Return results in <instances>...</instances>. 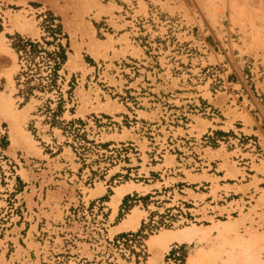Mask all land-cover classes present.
<instances>
[{
	"label": "rangeland",
	"instance_id": "1",
	"mask_svg": "<svg viewBox=\"0 0 264 264\" xmlns=\"http://www.w3.org/2000/svg\"><path fill=\"white\" fill-rule=\"evenodd\" d=\"M50 12L54 87L13 47ZM0 71L33 139L13 148L0 115V264H151L153 237L191 225L155 264H264V0H0Z\"/></svg>",
	"mask_w": 264,
	"mask_h": 264
},
{
	"label": "bare ground",
	"instance_id": "2",
	"mask_svg": "<svg viewBox=\"0 0 264 264\" xmlns=\"http://www.w3.org/2000/svg\"><path fill=\"white\" fill-rule=\"evenodd\" d=\"M65 20H66L65 22L67 23V27L71 29L73 27L72 19L67 17ZM80 27L81 29L84 28L83 36L90 35L91 33L90 31L93 30L92 27L82 26V24L80 25ZM89 44H90L91 49H94L93 51L98 50L99 45H98L97 39L92 38ZM12 106L13 104L10 100H8L7 96L4 93H1L0 94V115L9 120L11 136L13 140V148L23 146L24 144H26V146H32L33 139L23 127V122H25L29 107L20 109L19 112H15L13 111ZM131 186H133V183H127L125 185L117 187L116 188L117 193L114 196L113 203L114 204L117 203L120 200V198L123 196V194L128 189L131 188ZM98 188L100 189L101 187H98ZM98 188L97 190H99ZM140 219H141V212L138 211V209H134L133 212L130 213V215L123 221L122 227L131 226L135 228L139 225ZM202 229L203 227L201 226L191 225V226H186L184 228H179L175 230L168 229L158 234V236L153 237L150 240V244H151L153 251L156 252V256L151 258L150 263L151 264L157 263L158 257L160 258V256H162L163 251L170 247L171 242L173 241L184 242L186 240H191L197 234H199V232H201ZM191 264H196V263L192 262Z\"/></svg>",
	"mask_w": 264,
	"mask_h": 264
},
{
	"label": "trees",
	"instance_id": "3",
	"mask_svg": "<svg viewBox=\"0 0 264 264\" xmlns=\"http://www.w3.org/2000/svg\"><path fill=\"white\" fill-rule=\"evenodd\" d=\"M56 20H59V18L55 17L51 12L46 15V19L44 22L45 30L48 36L46 35L42 38L43 42L38 39L23 37L19 34L16 37H13V47L19 53L21 60H25L30 64H35L38 68L37 70L39 71V74H26L28 73L27 71H23L22 74H19V76L26 75L28 78V83H31L34 78L36 79V75H38V78L40 80L39 85H44V83H46L47 86L54 87L58 83V78L60 77L59 71L68 60L67 46H65L61 40L63 37L67 38L68 36L63 31L62 23L60 21L56 22ZM49 36L53 37V40H49ZM44 43L46 45L55 44L56 49L53 51L48 50L45 47ZM40 63H43V67H45L47 74H42L44 73V70H42L41 66H38L40 65ZM33 88L34 87L31 86L29 87V93L28 96H26V100H28L30 92L33 90ZM63 104L64 100L63 96H61V100L57 110L53 111V118L56 122L58 120L57 117L59 116V113H61V111L63 110ZM82 121L83 120L81 119L72 120L69 124L73 126L75 125V123H82Z\"/></svg>",
	"mask_w": 264,
	"mask_h": 264
},
{
	"label": "crops",
	"instance_id": "4",
	"mask_svg": "<svg viewBox=\"0 0 264 264\" xmlns=\"http://www.w3.org/2000/svg\"><path fill=\"white\" fill-rule=\"evenodd\" d=\"M119 48V47H118ZM131 49H129L128 51H127V54H126V57L128 56V55H130L131 53ZM263 156H264V154H263ZM252 164V163H251ZM252 166V165H251ZM258 166H259V168H254V169H252V170H254L253 172V175H252V177H257V181H258V186L261 188V189H263L264 190V163L263 162H261V163H259L258 164ZM253 167V166H252ZM255 180H254V178H252V179H250L247 183H245V184H249V183H251V182H254ZM229 184H231V183H229ZM236 184H237V186H240V183H238V182H236ZM243 185H245L244 183H242ZM141 223V222H140Z\"/></svg>",
	"mask_w": 264,
	"mask_h": 264
}]
</instances>
